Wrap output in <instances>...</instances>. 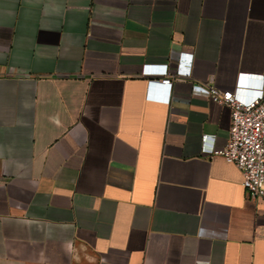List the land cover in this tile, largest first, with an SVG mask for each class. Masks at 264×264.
<instances>
[{"label": "crops", "instance_id": "crops-1", "mask_svg": "<svg viewBox=\"0 0 264 264\" xmlns=\"http://www.w3.org/2000/svg\"><path fill=\"white\" fill-rule=\"evenodd\" d=\"M199 85L264 95V0H0V264H264Z\"/></svg>", "mask_w": 264, "mask_h": 264}, {"label": "built area", "instance_id": "built-area-1", "mask_svg": "<svg viewBox=\"0 0 264 264\" xmlns=\"http://www.w3.org/2000/svg\"><path fill=\"white\" fill-rule=\"evenodd\" d=\"M174 76L181 75L167 72L161 82L170 84ZM193 92L228 107V137L225 145L215 149L213 154L240 170L241 185L250 200L264 197V95L242 102L231 90H220L213 85L195 86ZM176 99L172 97V100Z\"/></svg>", "mask_w": 264, "mask_h": 264}]
</instances>
